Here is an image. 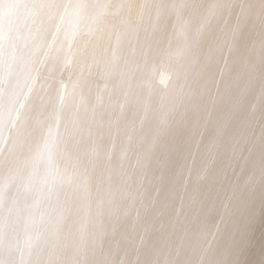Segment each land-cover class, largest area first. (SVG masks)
Masks as SVG:
<instances>
[{
  "label": "bare ground",
  "instance_id": "obj_1",
  "mask_svg": "<svg viewBox=\"0 0 264 264\" xmlns=\"http://www.w3.org/2000/svg\"><path fill=\"white\" fill-rule=\"evenodd\" d=\"M0 264H264V0H0Z\"/></svg>",
  "mask_w": 264,
  "mask_h": 264
}]
</instances>
